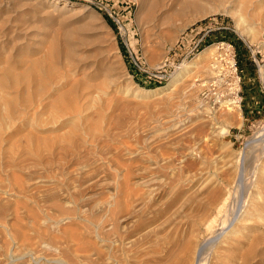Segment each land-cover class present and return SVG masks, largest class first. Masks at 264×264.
<instances>
[{"label": "rangeland", "instance_id": "374dc122", "mask_svg": "<svg viewBox=\"0 0 264 264\" xmlns=\"http://www.w3.org/2000/svg\"><path fill=\"white\" fill-rule=\"evenodd\" d=\"M165 1L167 7L158 8L156 21L147 24L137 17L141 0H0V54L13 49V54L20 50L31 55L53 29L78 33L79 26L86 23L100 38L89 51L99 47L105 51L104 59L99 60L111 67L123 94L129 88L140 90L136 97L128 98L134 100L111 137L102 135L99 142L87 143L80 153L53 152L45 158L50 162L47 170L42 165L45 159L44 163L37 161L38 168L29 160L21 163L22 168L1 161L0 264H164L173 252L178 253L174 264H184L183 257L189 263L194 257L187 254L189 248L196 252L216 229L225 226L237 204L240 211L247 204L252 206L250 193L257 179L264 177V18L260 13L258 18L263 20L252 23L236 11L237 7L227 4L230 12L209 15L178 33V25L188 15L173 14L176 0ZM160 17L170 22L163 26ZM114 19L120 22L121 30ZM156 22L159 25L153 27ZM152 28L154 35L149 31ZM166 29L174 30L177 37ZM166 33L174 44L165 38ZM168 38L172 44L167 43ZM187 64L193 69L184 72L182 81L163 95L152 94L168 86ZM208 70L215 73L213 77L208 76ZM171 103L179 105L176 112ZM51 117L48 111L42 115L43 121L51 122ZM121 166L135 193L127 198L131 207L127 205L128 219L124 220L119 209L113 218L101 209L106 199L115 197L113 184ZM10 171L22 181V195L40 210L56 215L52 204H61L73 216L57 223L45 218L31 223L20 209V219H15L11 212L14 197L3 190L4 173ZM177 179H185L184 184L193 188L183 195L182 186L168 195V185ZM198 196L211 199L205 221L185 219L187 199ZM258 203H264V198ZM247 210L243 219L249 217ZM255 219L260 221L248 220L250 227L241 231L242 235H264V215L255 214ZM88 221L99 222V227L88 228ZM101 223L109 224V232L118 237L103 242L106 233ZM205 262L222 264L216 263L213 254Z\"/></svg>", "mask_w": 264, "mask_h": 264}, {"label": "bare ground", "instance_id": "6f19581e", "mask_svg": "<svg viewBox=\"0 0 264 264\" xmlns=\"http://www.w3.org/2000/svg\"><path fill=\"white\" fill-rule=\"evenodd\" d=\"M226 5L227 7L230 6H233L235 8L237 7L236 11L237 12L241 11L240 12L242 13L241 16L244 14L243 15L244 19L246 20L248 19L252 23L256 22V20L258 19L263 20L264 18V0H229V2L228 0H176L173 5L174 10L171 9L172 11H174L172 13L173 14L175 13L177 15H185V14L188 15V17L185 16L186 19L182 21L180 26L178 25L176 32L178 33L183 32V30L189 25L209 15L215 13L230 12L227 10ZM165 7H167L165 0H141L137 17H139V19L141 20L147 21L146 22L147 24H150L157 16V15L155 16V14L157 13L156 10H158V8L163 9ZM159 11L161 12V10ZM260 13L262 14L263 18L262 17L258 18ZM169 16L170 15L168 13L167 17L169 18ZM164 18H165L164 20H162L163 17L159 18V20L163 21L162 24L163 26H164V22L166 21H168V23L170 22V19L166 20V17ZM85 24L84 25L81 24V26H79L80 30L77 28L79 31L78 33H74L72 29L64 30L58 28L53 29V31H51L50 33L46 31L48 35H46L45 38H43L42 42L40 41L41 43L39 45L38 51L35 53L34 52L31 53V55H28L29 53L27 54L26 51L25 53H21L20 50L19 52L16 51V53L13 54L12 52L13 49L9 50L10 48L8 49L9 51L7 53L4 52L1 53L2 56L0 54V163L1 161L2 163L3 161H5V163H7L8 165L10 164L15 168H19L21 167V163L24 160H29L31 162L33 161L32 163L35 162L36 164L34 163L35 165L34 167H37L39 161L40 162L42 161V163H44L48 157L50 158L52 154H54L53 152L55 153L60 152L62 155L66 153L73 154V152L77 153V151L78 152L79 150L81 151V149L84 146H86L87 143L88 144L97 143L98 139L102 137V135L104 134L105 137L106 135L111 134L110 135L111 137L113 134L112 133L113 130H115L117 127H120V125L123 123L125 112L128 111L130 108L129 102L134 100V99L130 100L128 98L132 95L136 97L137 92L139 93L140 90L137 91L138 89H136V92H133L130 88L129 89L127 88L128 90L126 94L125 95L123 94L118 84V81L115 78V75L113 74L111 67L107 64L105 65L103 62L99 60L100 59L99 57H103L105 51L100 49V47L94 48V52L89 51V47L90 46L93 47L98 42L99 37L97 38L91 33L94 28L92 29L88 24L86 25ZM158 25L156 22L155 25L152 26L157 27ZM171 26H173V24ZM159 27L161 28V24ZM170 27L168 28L170 29ZM151 30H155V29L152 28L149 30L150 34H153ZM173 31H171L170 34H172ZM167 33L165 34L166 36L165 38L170 36V34ZM175 37L177 36L175 35L174 38ZM169 38L167 40H169ZM171 38L170 40H173ZM262 39H263L262 42L264 44V37ZM167 40L165 39V41ZM170 40L167 43H169ZM174 43L175 41L173 42V44ZM170 44L172 43L170 42ZM170 44L168 47L171 46ZM39 54L41 55L38 57ZM102 59H104V57ZM88 60L91 61L89 62ZM187 69H193V66L190 64L185 65L184 69L178 72L174 76V78L172 79V81L169 83L168 86L164 88L156 89V91H152V94L163 95V93L166 92L171 85L175 86L176 84H178L180 80L182 81L183 75L185 74L184 72ZM207 74L209 77H213L215 73H213V71L211 72L210 70H208ZM128 86L129 84L126 87ZM166 103H169V101L168 102L166 101ZM170 105H169L170 108L171 107L175 108L174 111L178 110L179 105L177 106L172 103ZM47 111L51 112L52 123L50 122V120L43 121L42 119V115L44 114V112ZM263 130L264 129H262L261 131ZM263 136L261 137L262 139ZM32 163L28 162V164H31V166ZM60 163L62 162L60 161ZM48 164H50V162L48 163L47 160L45 164H42L45 165L46 170L48 168L47 167ZM51 164H53V162ZM122 169L124 168L121 166L120 171L118 175H116L115 177L116 179L114 180L115 184H113L114 185L113 188L115 192V197L106 199L102 204L103 206L101 205L103 207L101 209L102 210L104 209L103 211L105 213L108 212L111 218L116 216V211L117 209H119L123 212L121 214V217L122 220H124L123 218L126 217L127 215L126 211H128L127 205L131 207V205L128 202L129 200L131 201V199L127 200V198H132L135 195V193L131 190V188H129L128 186L129 179L127 178V174L123 172ZM6 171L8 170L6 169ZM192 172H194V169ZM40 179H42V177H40L39 180ZM2 180L5 183V188L3 189L4 192L6 190V192H9L10 195L14 197L13 200L14 205H12L13 209L11 210V212L14 214V217H16L15 219L18 220L20 219L19 213H21L22 211V210L19 211L20 209H23L24 212H26V215L30 218L31 223H35V221L40 218H45V220L47 219L48 221L57 223L58 221L59 222L65 221L66 219H69L70 217L73 216L72 213L65 210L63 208L64 206L62 207L61 204H55V205L52 204L53 209L58 212L56 215H53V213L43 212L42 210H40L39 207L35 205L28 198V196L26 197L22 195L21 193L22 181L17 175H15L14 171H10L8 173L5 172L4 179ZM184 181L185 179L184 180L177 179L175 182L168 185L169 187L167 188L168 189L167 192L169 194L167 192L166 193L168 195H171V193H173L175 190L184 186L183 187L184 190L182 194L185 195L186 189L193 188V186H189L188 183L186 182L188 185L187 186L186 184H184L185 183ZM254 185H255L253 189L254 191L250 193L253 194L251 195L249 201V203L252 204V206L248 208V204H247L242 208L243 210L240 211L241 209L240 203L237 204L236 210H234L233 213L231 212L232 216L229 219L226 218L227 217L226 215L225 219H227V221L225 220V224H226L225 226H222L218 230L216 229V231L207 240L204 239L205 241L200 244L196 252H192V250H190L189 248L187 254L190 253L192 257L194 256L193 258H190V260L193 259L192 262H189L190 264H203V261L204 263H206L205 260L209 261L212 254L214 256V260H216V263H218L221 258L220 262L222 264H264V235L262 236L255 233L242 235L241 233V231L246 230L247 228L249 229L250 226L247 224V222H249L248 220L253 219L256 220V222H258V220L260 221V219H255V214L264 215V203H262L259 206L257 205L259 199L264 198V177L261 175V177L257 179V182ZM185 186L187 187L185 188ZM252 196L254 197V199ZM202 197L200 196L199 199H196L197 197L196 198L194 197V200H192L191 198L187 199L188 205L186 206L188 207L185 206L187 208V212L183 215L185 219L196 218L199 221L206 219L209 213V208L211 206V201H210L211 199L205 198L206 200H203L204 197L203 198ZM135 201L136 200L134 199V202ZM180 207H182V205H180ZM246 209H248L247 214L249 215V217L243 219V216L246 214V211L244 210ZM98 224L100 223L92 221L89 223L88 228L90 227L97 228L99 227ZM191 225L194 226V223ZM100 227L101 228L103 227V229L105 228L104 232L106 233V235H104L102 238L103 242H110L112 237L113 238L118 237L115 233L109 232L110 231L109 224L101 223ZM154 231L155 230L153 228L151 229L150 232L154 233ZM186 240L188 241V238ZM187 241L186 243H184L183 240V243L187 245ZM192 246H190L191 249L193 248ZM216 247L219 248V251H217V249L215 250ZM185 248L187 251L188 246ZM194 248L193 250L196 249ZM182 249L181 251H183ZM37 252L36 251L33 252L34 255L35 253L37 254ZM191 253L193 254L195 253V254L193 255ZM177 254L178 253H174V252L170 253L168 256L167 263L170 260L172 264L174 257ZM183 259L185 260V263H187L186 262L187 259H185V257H183ZM113 261H115V259ZM176 261H174V263ZM63 262L64 261H62V263ZM87 262L88 261L86 260V263Z\"/></svg>", "mask_w": 264, "mask_h": 264}, {"label": "built area", "instance_id": "2783aa9c", "mask_svg": "<svg viewBox=\"0 0 264 264\" xmlns=\"http://www.w3.org/2000/svg\"><path fill=\"white\" fill-rule=\"evenodd\" d=\"M114 21H115V23H116V25H117V28H118L119 30H121V29H122V26H121L120 22H119L118 20H116V19H114ZM127 51L129 52V49H128V48H127ZM234 70H235V72H236V68H235Z\"/></svg>", "mask_w": 264, "mask_h": 264}]
</instances>
